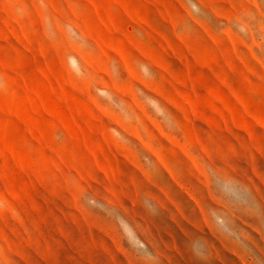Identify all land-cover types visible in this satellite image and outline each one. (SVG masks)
Wrapping results in <instances>:
<instances>
[{"label":"rangeland","instance_id":"1","mask_svg":"<svg viewBox=\"0 0 264 264\" xmlns=\"http://www.w3.org/2000/svg\"><path fill=\"white\" fill-rule=\"evenodd\" d=\"M0 264H264V0H0Z\"/></svg>","mask_w":264,"mask_h":264}]
</instances>
